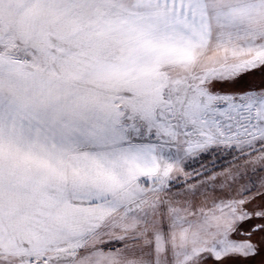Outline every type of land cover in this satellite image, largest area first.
I'll use <instances>...</instances> for the list:
<instances>
[{
	"label": "snow or ice",
	"instance_id": "1",
	"mask_svg": "<svg viewBox=\"0 0 264 264\" xmlns=\"http://www.w3.org/2000/svg\"><path fill=\"white\" fill-rule=\"evenodd\" d=\"M0 264H264V0H0Z\"/></svg>",
	"mask_w": 264,
	"mask_h": 264
}]
</instances>
